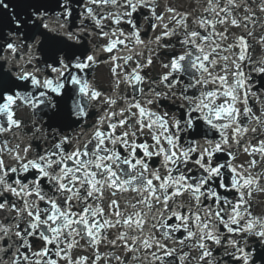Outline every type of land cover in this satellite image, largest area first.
<instances>
[{
  "label": "snow or ice",
  "instance_id": "6c2138e0",
  "mask_svg": "<svg viewBox=\"0 0 264 264\" xmlns=\"http://www.w3.org/2000/svg\"><path fill=\"white\" fill-rule=\"evenodd\" d=\"M0 264H264V0H0Z\"/></svg>",
  "mask_w": 264,
  "mask_h": 264
}]
</instances>
